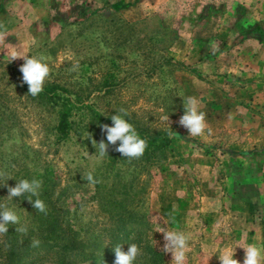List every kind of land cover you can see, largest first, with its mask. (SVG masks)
<instances>
[{
    "label": "rangeland",
    "instance_id": "rangeland-1",
    "mask_svg": "<svg viewBox=\"0 0 264 264\" xmlns=\"http://www.w3.org/2000/svg\"><path fill=\"white\" fill-rule=\"evenodd\" d=\"M0 22L7 30L0 94L9 114L0 125V169L14 160L33 172L49 169L75 186L66 204L83 235L106 234L95 187L83 179L103 172L104 158L91 157L86 131L59 139L58 111L28 100L8 71L6 52L16 45L22 55L44 56L46 82L69 88L84 106L104 116L124 108L188 138L174 139L147 177L151 244L163 247L157 228L183 232L186 264H220L228 247L243 264V247L264 250V0H0ZM187 96L201 101L210 136L190 137L179 125ZM82 106L78 123L87 120ZM6 186L8 196L13 186ZM6 200L24 220L26 212Z\"/></svg>",
    "mask_w": 264,
    "mask_h": 264
},
{
    "label": "trees",
    "instance_id": "trees-1",
    "mask_svg": "<svg viewBox=\"0 0 264 264\" xmlns=\"http://www.w3.org/2000/svg\"><path fill=\"white\" fill-rule=\"evenodd\" d=\"M21 65L10 63L9 75L18 81L19 88L25 92L28 100L58 111L56 132L59 139L68 138L73 132L78 131L82 135L86 131L94 139L97 138V142L101 139L107 142L100 126H111L110 117L119 111L104 116L90 106H84L81 98L74 99V92L57 82L45 81L43 91L38 96L28 95V85L22 83V73L19 71ZM2 97L3 94H0V125L3 118L9 116L8 106ZM81 106L88 110V115L87 120L78 123L73 120V115L74 111L82 109ZM127 113L125 119L147 141V148L142 157L129 161L114 150L115 146L109 145L108 156L104 157V171L93 174L98 183L94 185L92 200L109 222L104 229L106 234L85 236L76 226L66 204L67 198L76 193L75 186H63L49 169L33 172L28 166L14 160L10 170L0 169L11 178L3 177L0 180V205L10 208L6 200L8 198L1 190L6 189L5 183H11L14 187L20 179H38L42 181L40 198L47 205L48 212L46 215L38 213L26 196L13 199L26 212L21 223H27L29 231L22 237L15 232L16 225H8L9 232L0 236V264H114V247L122 244V250L127 251L132 243L137 244L142 252L134 264H166L164 253L150 241L152 215L145 208L149 184L147 177L167 160V149L174 139L188 138L181 131L160 129L135 113ZM170 131L172 135H169ZM236 155L247 156L248 152ZM33 238L40 241L39 247L31 246Z\"/></svg>",
    "mask_w": 264,
    "mask_h": 264
},
{
    "label": "clouds",
    "instance_id": "clouds-1",
    "mask_svg": "<svg viewBox=\"0 0 264 264\" xmlns=\"http://www.w3.org/2000/svg\"><path fill=\"white\" fill-rule=\"evenodd\" d=\"M6 37V27L0 22V41L5 40ZM6 55L9 58V63L16 59H23L24 63L19 67V71L22 73V83L28 85V95L33 97L38 96L43 91L44 83L50 75V68L46 62V58L44 56L22 55L16 49V45H12L11 49L6 52ZM78 66V63L74 64L72 71H76ZM200 103L201 101L195 96L183 97L184 113L180 116L178 123L188 131L190 137L210 136L212 134V129L206 120V113L200 110ZM127 115V110L121 108L119 112L110 117L112 121L111 126L108 124L100 126L101 131L106 134L107 142L104 139L97 142L88 133V139L91 140L93 147L96 149V153L91 157L103 159L105 156H108L109 145L115 146L114 150L129 161L143 156L147 148V141L141 138L134 125L125 119ZM162 120L167 122L171 129L169 116H163ZM172 134L170 131L169 135ZM117 142L119 143L117 144ZM4 175L5 173L0 171V176ZM83 179L90 185L98 183L91 171ZM4 185L6 186V183ZM41 188V180L32 179L30 181L28 179H20L14 187L8 186L7 198L12 200L16 197L26 196L28 202L38 213L46 215L48 208L44 200L40 198ZM169 222H174V217H170ZM9 224L16 225L15 232L22 237L28 234V225L27 223H21V218L17 212L7 205H0V236L6 235L9 232ZM157 232L163 234L164 244L161 251L163 253H171V264H186L187 253L190 251L189 237L183 232L175 230L157 228ZM20 242L23 243V239ZM39 245L40 241L33 238L31 246L39 247ZM243 249L245 250L243 264H262L264 262V250L256 244H248ZM114 253V264H134L137 257L142 255L141 249L135 243L129 244L127 251L122 250V244H117L114 247ZM234 255L235 249L231 247L221 250L218 256L220 264H240V261L235 259Z\"/></svg>",
    "mask_w": 264,
    "mask_h": 264
}]
</instances>
